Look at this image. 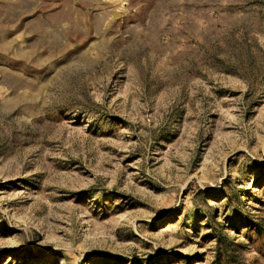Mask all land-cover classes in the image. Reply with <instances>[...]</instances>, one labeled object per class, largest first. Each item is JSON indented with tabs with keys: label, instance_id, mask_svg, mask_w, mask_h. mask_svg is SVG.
Here are the masks:
<instances>
[{
	"label": "rangeland",
	"instance_id": "374dc122",
	"mask_svg": "<svg viewBox=\"0 0 264 264\" xmlns=\"http://www.w3.org/2000/svg\"><path fill=\"white\" fill-rule=\"evenodd\" d=\"M0 264H264V0H0Z\"/></svg>",
	"mask_w": 264,
	"mask_h": 264
}]
</instances>
